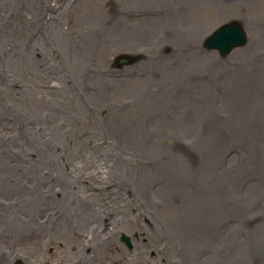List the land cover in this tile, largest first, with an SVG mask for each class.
<instances>
[{
  "label": "rangeland",
  "instance_id": "374dc122",
  "mask_svg": "<svg viewBox=\"0 0 264 264\" xmlns=\"http://www.w3.org/2000/svg\"><path fill=\"white\" fill-rule=\"evenodd\" d=\"M33 3L0 0V264H264V119L242 130L264 113V0ZM232 20L247 44L203 50ZM89 221L104 247L93 258Z\"/></svg>",
  "mask_w": 264,
  "mask_h": 264
},
{
  "label": "bare ground",
  "instance_id": "6f19581e",
  "mask_svg": "<svg viewBox=\"0 0 264 264\" xmlns=\"http://www.w3.org/2000/svg\"><path fill=\"white\" fill-rule=\"evenodd\" d=\"M35 6H37V4H38V0H34V3H33ZM37 22H38V20H36L35 22H34V24L33 25H37ZM75 59H76V57L74 58V61H75ZM75 65H77L78 66V68H79V66H81L80 64H79V61L77 60V61H75L74 63H73V66H75ZM1 102L3 103V105H5V99H3L2 100V98H1ZM251 110V109H250ZM250 112V111H249ZM22 116H26L25 114L24 115H22ZM264 119V113H262V112H260V111H252V112H250V114H248V117L246 118V121H245V124H244V126H243V128H242V130L245 132V138L248 140L249 138H250V135H251V131H253V130H256V129H259V125H260V123H261V121ZM26 121V119H24L23 120V132L24 133H26V134H32L33 133V131H32V129L33 130H35V128H36V126L37 127H40L39 126V123H35L36 124V126H32V127H29V128H27V126L25 125V122ZM56 123H59L58 121H56ZM40 131L41 132H43L42 131V129H41V127H40ZM40 137H42L41 138V141H43V142H45L46 141V143L48 144V145H51V146H54L53 147V149L57 152V148L59 147V145L57 144V143H59V141L58 140H56V143L54 144L51 140H52V138L51 139H46L45 140V136L42 134V135H39ZM39 136H37V138L39 137ZM253 139V138H252ZM34 140H36L35 138H34ZM217 140V139H216ZM215 140V141H216ZM37 141V140H36ZM215 141H214V143H215ZM15 143H16V141H14ZM15 143H12V144H15ZM213 143V144H214ZM212 148H213V146H212ZM23 150H25V146H23V148H22ZM23 150H21V151H23ZM212 151V150H211ZM37 156L40 158L41 156H42V153H40V156H39V154H37ZM57 157H58V159H60L61 158V155L60 154H58L57 153ZM217 159V156H211L210 157V161H211V164L212 165H210L211 167L213 166V164H214V162H215V160ZM153 162V164L155 163V166L157 165V163H158V166H160V161L159 160H154V161H152ZM244 163H245V160H244ZM5 166H2V169L3 168H6V164L5 163H3ZM71 166H76V165H73V164H71ZM82 166L84 167L85 165H80L79 166V172H82L81 170H84V168H82ZM19 168V164L17 165V169ZM86 169V168H85ZM155 169V168H154ZM239 170L241 169V166L238 168ZM238 169H237V171H238ZM73 171H76V169H75V167L73 168ZM157 172H159L158 170H157ZM220 173H222V174H225L223 171H221ZM237 172L236 171H234L233 173H231V174H228L227 176H228V178L229 179H231L235 174H236ZM95 181H97V179L96 178H94V179H92V180H85L84 179V182H86V183H88V182H95ZM195 185V184H194ZM192 187V186H191ZM197 187H196V185H195V188H194V191H193V187L191 188V191L192 192H190V194H191V196H193L195 193L197 194ZM21 190H23V191H27V190H24V189H21ZM82 190V189H81ZM83 191V190H82ZM76 197H78L77 195H75V198ZM118 197V199H121V196H117ZM189 198H187V199H185L184 201H183V203L185 204V205H189L190 206V204L192 203V199L190 198L189 200H190V202L189 201H187ZM90 200V199H89ZM95 200V199H94ZM194 200L195 201H193V206L197 203V201H199V198H196L195 196H194ZM89 202H91V201H89ZM127 204V203H126ZM198 204V203H197ZM3 204H1V208H4V206H2ZM60 206V208H62L63 210H64V212L65 211H70V207L68 206H66V205H64V204H62V203H60L59 204ZM107 204H106V202H104V203H102V204H100V205H97V207H94V206H92V207H94L93 208V210H91L90 212V216H91V221H93V220H99V219H103L104 217H106V213H107V210H108V208H107V206H106ZM128 205V204H127ZM196 206V205H195ZM117 208V207H116ZM118 209V208H117ZM71 213V212H70ZM72 214V213H71ZM74 214H72V215H70L72 218L74 217L73 216ZM76 217V216H75ZM109 217V216H108ZM181 218V220L183 221L182 223L183 224H185L186 225V227H191V224L194 222L193 221V219L191 220V217L190 216H188V215H183V216H181L180 217ZM129 219V218H128ZM128 219H125V218H122V217H120V218H118V219H116V220H113V225H114V227H117V226H119V225H123V224H129V226H133V228H134V225H135V223L133 222V221H130V220H128ZM76 224H78L79 225V227H80V225H81V220H80V218H76ZM91 221H89L88 222V228L91 230V233L89 234L90 236L95 232V226H93V224H91ZM91 225V226H90ZM136 225H139L138 223H136ZM113 227V228H114ZM112 228V227H111ZM135 229V228H134ZM139 229V228H138ZM143 233V232H142ZM132 235H134V233H132ZM101 235L99 234V233H95L94 234V236H91L90 237V239L89 240H87V241H81L82 242V249L85 251V250H87L88 252H89V256H91L92 258L93 257H95V255L97 254V252H99V251H101V249H104V247L102 246V242H101V237H100ZM187 244H189V242L187 241V240H185V241H183V246H182V248L181 249H183ZM191 244V243H190ZM113 247H115V246H113ZM116 248V247H115ZM143 250H140V252H137V255H136V258L138 259V258H142L143 257ZM100 253V252H99ZM145 253V252H144ZM100 254H102V253H100ZM87 257V256H86ZM86 257H84V256H82V258H80V256H78L77 257V260H78V263L77 264H87L88 263V259H86ZM82 259V260H81ZM95 260H96V262L97 263H101V261H99V260H97L96 258H94ZM139 261V260H138ZM138 261H135L134 259H132V264H139V262ZM148 261V260H147ZM83 262H86V263H83ZM148 263V262H147ZM237 263H239V262H237ZM236 262H231V263H229V264H237ZM112 264H124V263H120V262H118V261H114Z\"/></svg>",
  "mask_w": 264,
  "mask_h": 264
},
{
  "label": "water",
  "instance_id": "95a60500",
  "mask_svg": "<svg viewBox=\"0 0 264 264\" xmlns=\"http://www.w3.org/2000/svg\"><path fill=\"white\" fill-rule=\"evenodd\" d=\"M232 25L235 26L238 30H240L238 25H236V24H232ZM234 33H235L234 31H230L229 29H222L220 31L221 37L217 36V37L213 38L218 42V44L216 46L218 48H220V50L222 51V54L227 53L230 48L238 45V43H236V41L231 40L232 37L230 39H224V37H223V35H233ZM224 46H226V47H224ZM221 47H223V48H221Z\"/></svg>",
  "mask_w": 264,
  "mask_h": 264
}]
</instances>
